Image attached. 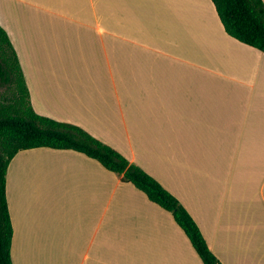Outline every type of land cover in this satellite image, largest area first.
Masks as SVG:
<instances>
[{
    "label": "crops",
    "instance_id": "1",
    "mask_svg": "<svg viewBox=\"0 0 264 264\" xmlns=\"http://www.w3.org/2000/svg\"><path fill=\"white\" fill-rule=\"evenodd\" d=\"M0 25L37 113L156 178L222 264H264V52L212 0H0ZM6 194L14 264H204L172 212L80 151H18Z\"/></svg>",
    "mask_w": 264,
    "mask_h": 264
},
{
    "label": "trees",
    "instance_id": "2",
    "mask_svg": "<svg viewBox=\"0 0 264 264\" xmlns=\"http://www.w3.org/2000/svg\"><path fill=\"white\" fill-rule=\"evenodd\" d=\"M212 1L230 36L264 52L263 0ZM3 84L14 85L15 93L13 102L0 100V264H14L13 225L6 194L8 166L18 151L43 146L80 151L119 173L122 181L133 183L150 200L172 212L204 264H222L189 211L156 178L79 125L34 110L18 53L0 25V85Z\"/></svg>",
    "mask_w": 264,
    "mask_h": 264
},
{
    "label": "rangeland",
    "instance_id": "3",
    "mask_svg": "<svg viewBox=\"0 0 264 264\" xmlns=\"http://www.w3.org/2000/svg\"><path fill=\"white\" fill-rule=\"evenodd\" d=\"M14 93H15L14 85H6V84L0 85L1 101L5 103L13 102Z\"/></svg>",
    "mask_w": 264,
    "mask_h": 264
}]
</instances>
